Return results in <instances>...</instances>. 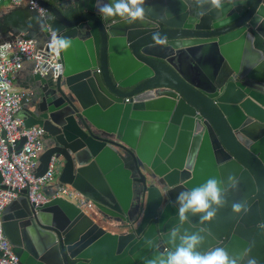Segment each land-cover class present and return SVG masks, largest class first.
Returning <instances> with one entry per match:
<instances>
[{"label":"water","instance_id":"water-1","mask_svg":"<svg viewBox=\"0 0 264 264\" xmlns=\"http://www.w3.org/2000/svg\"><path fill=\"white\" fill-rule=\"evenodd\" d=\"M35 1L47 16L14 6L0 17V45L20 37L52 52L53 32L73 44L55 55L56 79L29 78L32 99L16 117L50 141L36 175L60 157L58 186L93 207L59 198L35 208L26 196L10 204L3 230L19 264H145L172 247L178 194L229 176L239 185L217 217L183 227L204 229L203 250L240 257L251 248L264 264V0H224L219 9L146 0L145 21L135 23L103 18L96 0H73L69 15ZM156 32L167 46L155 44ZM236 202L245 214L232 211Z\"/></svg>","mask_w":264,"mask_h":264},{"label":"built area","instance_id":"built-area-1","mask_svg":"<svg viewBox=\"0 0 264 264\" xmlns=\"http://www.w3.org/2000/svg\"><path fill=\"white\" fill-rule=\"evenodd\" d=\"M8 1L13 6L28 4L41 18L48 14L35 0H0V5ZM56 59L52 52L39 48L33 40L19 37L12 43L0 45V173L3 179L0 184V264H19V258L3 230V214L13 202L26 196L29 203L37 208L63 198L86 211L93 207L76 190L67 185L58 186L60 160L57 156L51 158L43 176L36 175L44 151L45 130L40 126L27 128L24 120L16 117L17 112L32 99L27 90L16 88L18 74L30 64L33 74L56 79L61 74V64ZM23 139L24 144L19 149Z\"/></svg>","mask_w":264,"mask_h":264},{"label":"clouds","instance_id":"clouds-1","mask_svg":"<svg viewBox=\"0 0 264 264\" xmlns=\"http://www.w3.org/2000/svg\"><path fill=\"white\" fill-rule=\"evenodd\" d=\"M197 2L201 6L210 4L219 9L223 6L224 0H197ZM145 4L146 0H111V2L96 0L95 6L105 19L119 17L127 23H135L145 21ZM153 41L160 46H167L168 43L167 38L159 32L153 33ZM72 44L71 38L53 32L48 47L59 57L61 53L69 50ZM238 185L239 179L235 176H229L226 184L223 180L209 178L195 188L180 192L176 199L179 224L169 230L167 237L172 247L146 259L145 264H259L258 260L250 255L251 248L245 249L244 256L240 257L230 254L224 247L203 250L204 229L189 231L183 227L191 217H198L201 225L213 221L219 210L228 203L229 190L237 189ZM232 211L240 215L245 214L247 209L244 204L236 202L232 204ZM258 227L264 230V224ZM146 243L152 247L154 241L148 240Z\"/></svg>","mask_w":264,"mask_h":264},{"label":"flooded vegetation","instance_id":"flooded-vegetation-1","mask_svg":"<svg viewBox=\"0 0 264 264\" xmlns=\"http://www.w3.org/2000/svg\"><path fill=\"white\" fill-rule=\"evenodd\" d=\"M47 1L49 4L51 5H55L57 6L59 9H61L63 11L64 14L66 15H69V13L74 9V4H73V0H45ZM71 19H73V17L69 16ZM133 88H130V89H127L125 90L126 92H130L132 91ZM33 94V93H32ZM44 129V128H43ZM43 141H44V149H46V147L49 145V142L47 139H46V131H45V134H44V137H43ZM56 156V155H55ZM58 159L60 160V163L58 165V170L62 167L63 165V159H61L60 157H58ZM58 175V174H57ZM147 186H152V187H156L158 189H160V191L162 192L163 189L161 187V185H159L157 183L156 180H153L151 178H148L147 179ZM117 228H114L113 230L116 231ZM123 231H126V229L122 228L120 230V232H123Z\"/></svg>","mask_w":264,"mask_h":264},{"label":"crops","instance_id":"crops-1","mask_svg":"<svg viewBox=\"0 0 264 264\" xmlns=\"http://www.w3.org/2000/svg\"><path fill=\"white\" fill-rule=\"evenodd\" d=\"M14 8L10 2H4L0 5V17L3 16V13H6L10 9ZM32 73V66L30 64H27L25 69L18 74V76L15 79V86L17 89L25 90L31 86L29 78L33 76ZM23 87V88H19Z\"/></svg>","mask_w":264,"mask_h":264}]
</instances>
